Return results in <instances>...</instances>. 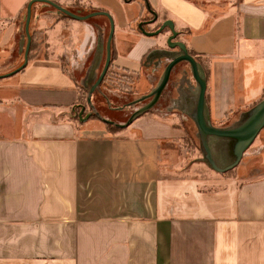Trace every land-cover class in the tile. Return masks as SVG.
Here are the masks:
<instances>
[{"label": "crops", "instance_id": "1", "mask_svg": "<svg viewBox=\"0 0 264 264\" xmlns=\"http://www.w3.org/2000/svg\"><path fill=\"white\" fill-rule=\"evenodd\" d=\"M30 1L0 0V75L24 47ZM53 1L112 16L110 68L138 74L126 101L158 85L156 69L140 71L170 35L147 36L137 23L154 31L167 19L204 71L214 125L232 123L264 95V0H147L156 21L143 18L153 15L146 0ZM32 13L43 49L0 77V264H264V128L233 172L196 176L180 145L191 118L179 98L197 96L186 69L164 115L113 131L77 110L88 90L73 73L98 79L108 17L78 20L43 2ZM142 77L148 92L137 89Z\"/></svg>", "mask_w": 264, "mask_h": 264}, {"label": "water", "instance_id": "2", "mask_svg": "<svg viewBox=\"0 0 264 264\" xmlns=\"http://www.w3.org/2000/svg\"><path fill=\"white\" fill-rule=\"evenodd\" d=\"M35 2H43L52 5L65 15L78 20H85L99 15H105L108 17L110 20V33L106 46V61L102 72L93 84L92 89L98 87L103 82L111 65V45L115 32V23L112 16L108 12L102 10L94 11L83 16L78 15L53 0H31L28 3L25 20V32L27 39L24 51V61L18 68L8 74H14L22 70L29 61V53L32 43L30 22L32 17V5ZM146 3L148 9L154 15L150 21H156L157 14L151 9L147 0ZM144 23L145 21L140 22L138 28L147 36L159 35L166 29H168L170 32V35L166 39L165 46L163 48L155 49L147 55L146 64L149 63V61H153V59L157 60V62H160L162 58H166L168 63L165 66L158 85L153 89V91L142 96L136 101L140 102L145 98H150V100L145 105L135 110L125 124H118L110 120L106 121L116 125L119 128H123L130 125L140 115L148 112L161 97L162 92L169 82L173 68L178 63L186 61L190 64L193 79L197 84V96L193 103L190 101L188 102L186 98L181 96L179 98L182 99L180 110L186 113L196 125L197 137L200 144V152L202 154L198 160L202 161L208 167L219 173H226L234 169L239 165L246 151L253 144L260 131L264 128V98L258 101L252 107L241 112L239 117L230 125L222 127L214 125L207 114L206 108V76L195 56L189 52L186 44L183 41L177 39L179 32L176 29L175 22L172 19H167L163 21L161 25L154 31H147L144 27ZM6 75H0V77ZM179 93H181L180 89ZM88 99L91 101V97ZM136 101L130 103V105L134 104Z\"/></svg>", "mask_w": 264, "mask_h": 264}, {"label": "rangeland", "instance_id": "3", "mask_svg": "<svg viewBox=\"0 0 264 264\" xmlns=\"http://www.w3.org/2000/svg\"><path fill=\"white\" fill-rule=\"evenodd\" d=\"M143 18L151 20L153 17H151V15L147 14ZM25 20H26V9H24V11L22 13V24H25ZM31 20H32V17H31ZM137 24L139 25L140 22L137 23ZM30 25H31V22H30ZM94 26L96 28H99L98 27V26H100L99 22H97V24H95ZM144 26H145V23H144ZM154 28H156V27H151L150 26L148 29H152L153 30ZM167 32L170 33L168 29L163 31V33H167ZM107 35H108V33H105L104 38H102V41H103L102 42V50H101L102 53H100L102 55L105 54V51H104L105 49L104 48L106 46V41H107V38H108ZM41 38H42V35H37L36 41H38V43H39L38 46H37L38 52L42 51V49H43V46H41V42H43ZM25 46H26V38H25V43H24L23 49L20 51V53H17L18 55L16 53L14 55V56L18 57L16 62H15L16 65L14 67H11V70L9 72L4 73V74H8L11 71H14L16 68H18L23 63ZM104 62H105V57L103 56V62H102L103 65L101 67V71H102V68L104 66ZM157 63L158 62L155 59H153V61H151V62L149 61V64H147L148 66L144 65V67L141 68L140 73L142 74V76L145 77L149 73L155 71V69H156L157 77H158V80H157L156 83L158 84V82L160 81V79L162 77V74H163V71L165 69V66L168 63V60L166 58H162L161 61L159 62L160 64H159L158 68H156ZM11 66H13V65H11ZM65 66L70 68V65H65ZM184 69H186L187 73L189 74V76L193 78L190 64L188 62H186V61H182V62L178 63L173 68V71L171 73L169 82H168L166 88L164 89V91L162 92L161 97L159 98L157 103L149 111L158 112L159 114H163V115L167 112L166 108H168V106L170 105L171 101L173 100V98L177 94V87H176L175 83H176L177 79L179 78V75H181V73H183ZM110 71L111 72L106 75L105 80L103 81L104 85H103L102 88L105 90V92H108V93L115 92L118 95H121L122 91L127 90L126 89L127 84L123 80H120V78H119L120 74H122V71L119 70V69L111 70V68H110ZM85 72H86V70H85ZM85 72L83 74H81V73H79V71L75 70L73 73L77 76L78 81H82V83L86 84V87L84 85L83 86L89 91L90 87H91V84L95 83L94 81H96V79L90 80L88 83H86L87 81H86V78H85V76H86ZM80 79H82V80H80ZM137 81H138V85H137V89L138 90H140V91L144 90L146 92L151 90V88L148 87L147 79L142 77V78H139V80H137ZM131 87L132 86H130L129 91L130 90L133 91V89H135V87L133 89ZM87 96L88 95L82 96L81 101L84 102V104H83V106H79L80 108L77 109V110H79V109L81 110V108H82L83 110H85V115L84 116L88 115L90 113V111H91L90 110L91 108L86 103ZM142 96H144V95H142ZM142 96H139V95L136 96V94H134V95L132 94V96H130V100L126 104H123V105L120 104L117 107H115V110L113 111V114L111 115V117H112L111 119L108 117V118H105L103 120H105V121L106 120H110V121H113V122L118 123V124H125L128 121V119L131 116V114L135 110H137L138 108L141 107L142 103H145V102L150 100V98H145L144 100H142L140 102L136 101L137 99L141 98ZM92 101H93V104L91 102L90 105L93 107V105L96 102V97L95 96H94V99ZM134 101H136V102L134 104L130 105V103H132ZM92 111L95 112V108H93ZM147 113H149V112H146L144 114H147ZM177 113L181 114L180 112H177ZM139 117H141V115ZM174 118L176 119L177 116L175 115ZM136 119H139V118L137 117ZM136 119H135V121H136ZM133 123H134V121H133ZM188 123H189L188 125L190 126L189 127L190 129H188V132L191 135H195V133H196L195 123L193 122L192 119H190V121H188ZM112 125H113V127H111V129H113V130L119 128V127H117L114 124H112ZM184 143L185 142H180V145L183 144V147L187 146ZM184 154H186V159H185V164H187L186 166L191 168L190 172H192L196 176H202V177H206V176H211V177L213 176L214 177V176H217V177H220L223 174V173H219V172L211 169L210 167H208L205 163H203L200 160H198L199 162H195L194 163L195 159L198 158V157H201L202 154L199 155V152L197 150H193L190 147V145H188L187 147L184 148ZM192 160H194V161L192 162Z\"/></svg>", "mask_w": 264, "mask_h": 264}, {"label": "trees", "instance_id": "4", "mask_svg": "<svg viewBox=\"0 0 264 264\" xmlns=\"http://www.w3.org/2000/svg\"><path fill=\"white\" fill-rule=\"evenodd\" d=\"M151 17H153V15H151ZM159 26H160V24L156 25L155 29H157ZM31 35H32V43H31V48H30V53H29V59L32 57V53H34L33 50L36 51L37 46L39 44L38 41H36V38L34 37V34L31 33ZM41 39H42V41L44 40V38H41ZM112 61H113V59H112ZM112 61H111V64H112ZM145 65H147L146 62H145ZM110 67H111V65H110ZM110 67L108 69L107 74L110 73ZM119 78H120V80H123L125 83L127 82V84L132 86L131 88H134L135 87L134 83H135L136 79L138 78V74L137 75H133V74H126V73L122 72V74H120ZM104 80H105V78H104ZM103 83L104 82H102L98 87L93 89V92L91 94L90 103L92 102V104H93L92 100L94 99V96L96 97V102L93 105V107L90 105V103L88 105L91 108L90 109L91 111L89 113L90 117H98V116L101 117L102 116L105 119V118L108 117L109 113L112 112V108H115V107L118 106L117 104L121 103V105H123V104H126L128 102V101H126L128 99L127 98L128 94H126V93H129V90L127 88L126 89L128 91L127 90L122 91V93L124 94L123 96H117V95L114 96V95L106 93L105 91L102 90L103 89L102 87L104 85ZM93 84L94 83L91 84L90 90H92ZM130 86H129V88H130ZM88 92L89 91H86L84 93V95H87ZM263 98H264V95H263V97L261 99H263ZM147 102L142 103L141 106L145 105ZM86 103H87V98H86ZM93 108H95V112L92 111ZM148 112H151V111H148ZM229 124L230 123H227L225 126H227ZM111 127H113V125L109 123V128L111 129ZM195 127H196V125H195ZM118 129H115V130L111 129V130L116 131ZM196 131H197V128H196ZM184 142L187 143L186 144L187 146L190 145V147L193 150H197L199 152V155H201L199 139H198L196 133H195V135H191L190 133L187 134L186 139H185ZM231 172H233V169L228 171V172H226L225 174H229Z\"/></svg>", "mask_w": 264, "mask_h": 264}, {"label": "flooded vegetation", "instance_id": "5", "mask_svg": "<svg viewBox=\"0 0 264 264\" xmlns=\"http://www.w3.org/2000/svg\"><path fill=\"white\" fill-rule=\"evenodd\" d=\"M178 39V38H177Z\"/></svg>", "mask_w": 264, "mask_h": 264}]
</instances>
